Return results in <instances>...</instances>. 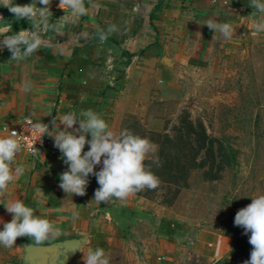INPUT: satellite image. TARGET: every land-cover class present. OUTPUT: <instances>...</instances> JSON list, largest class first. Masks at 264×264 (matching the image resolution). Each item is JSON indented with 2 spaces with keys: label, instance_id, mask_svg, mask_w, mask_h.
Segmentation results:
<instances>
[{
  "label": "crops",
  "instance_id": "1",
  "mask_svg": "<svg viewBox=\"0 0 264 264\" xmlns=\"http://www.w3.org/2000/svg\"><path fill=\"white\" fill-rule=\"evenodd\" d=\"M16 2L25 4L29 0ZM84 3L86 15L65 21L61 18L63 10L53 0L52 20L59 32H46L38 53L17 62L9 59L11 54L6 48L0 52V125L22 116L46 122L52 115L58 117L69 110L92 109L106 119L113 131L126 129V119L146 113L144 106L137 103L136 87L138 83L144 86L150 75L145 66L158 61V53L161 60L165 59L168 45L164 38H169L165 30L171 28L173 33L175 28H208L210 21L222 23V15L233 28L264 24V13L246 12L238 0ZM0 18V33L9 28L12 32L31 28L25 20L16 21L6 7H0ZM77 48L79 51L73 53ZM164 76L167 78L168 72ZM25 82H31L29 92L23 90ZM60 157L58 149L56 155L42 151L38 156L20 155L11 165L13 170L22 167L24 172L17 175L13 171L14 179L0 193V202L23 199L50 218L57 234L39 243L21 238L13 247L0 246V264H20L23 241L50 244L83 239L80 253L73 255L68 264H83L89 247H102L110 264H126L141 254V249L146 250L150 235L154 230L159 233L162 219L168 218L159 199L143 190L130 194L125 201L112 199L97 204L92 198L98 185L92 177L87 195L74 196L71 201L58 187L59 173L66 167ZM73 211L78 213L75 218ZM0 216L10 219L2 205Z\"/></svg>",
  "mask_w": 264,
  "mask_h": 264
},
{
  "label": "rangeland",
  "instance_id": "2",
  "mask_svg": "<svg viewBox=\"0 0 264 264\" xmlns=\"http://www.w3.org/2000/svg\"><path fill=\"white\" fill-rule=\"evenodd\" d=\"M170 30L165 59L158 53L145 66L144 86L136 87L146 113L126 119V129L151 140L149 157L162 146L170 158L209 161L189 165L176 185L148 193L168 215L161 224L175 222L174 231L154 230L147 249L126 264H242L252 246L233 219L251 197L264 194V30L234 28L230 39L209 28ZM186 122L214 139L210 152L187 143Z\"/></svg>",
  "mask_w": 264,
  "mask_h": 264
},
{
  "label": "clouds",
  "instance_id": "3",
  "mask_svg": "<svg viewBox=\"0 0 264 264\" xmlns=\"http://www.w3.org/2000/svg\"><path fill=\"white\" fill-rule=\"evenodd\" d=\"M52 3L53 0H29L25 4L16 0H0V7H6L16 21L25 20L31 25L30 29L12 32L9 28L7 32L0 33V52L6 48L11 54L9 59L17 62L38 53L44 43V34L49 30L59 32L58 25L52 20ZM248 5L254 13H264V0H248ZM56 6L63 10L61 18L65 21H75L87 14L84 0H56ZM66 12L70 14L66 15ZM206 25L225 39H230L234 32L228 22L210 21ZM261 30H264V24L258 23L256 31ZM31 87V82H25L23 90L29 92ZM29 125L37 134L36 141L42 143L43 137L47 136L60 152L66 167L59 173L58 187L71 201L74 196L87 195L92 177L98 185L92 198L97 204L112 199L125 201L130 194L159 186L160 179L152 170L153 165L159 166V160L146 163L155 152L151 140L128 129L113 131L106 119L92 109L69 110L58 117L52 116L49 123L29 121ZM85 145H88L86 150ZM21 150L16 131L0 136V193H4L9 182L13 181V171L17 175L24 172L22 167L14 170L11 167ZM0 205L10 216L8 220L0 216V246L13 247L21 238L39 243L57 234L50 218L23 199L17 198L7 204L0 202ZM77 215L76 211L72 212L73 218ZM233 224L243 229L252 246L249 258L242 264H264V194L251 197L249 204L239 208ZM78 252L79 246L65 253L61 264H68L69 258ZM83 264H110V258L102 247H89Z\"/></svg>",
  "mask_w": 264,
  "mask_h": 264
},
{
  "label": "trees",
  "instance_id": "4",
  "mask_svg": "<svg viewBox=\"0 0 264 264\" xmlns=\"http://www.w3.org/2000/svg\"><path fill=\"white\" fill-rule=\"evenodd\" d=\"M240 5L245 7L246 12H254L252 8L248 5V0H238ZM79 49H75L73 53H77ZM75 55V54H74ZM186 134L191 138V143L193 149H196V152L204 151V154H207L211 151L213 147L214 139L209 137L202 125H194L192 122H186ZM194 145V146H193ZM153 159L159 160V166L153 165L152 170L160 179L159 186L156 189H145V194L148 195L149 192L153 193L160 189H168L170 184H177L184 178V170L189 166H202L207 159L201 158L198 162L190 158H170L164 154L162 146L158 149V154L154 158H149L146 160V163H151ZM212 161H210L211 164ZM216 174H213L211 177H216ZM164 223L160 226V231L166 235H171L174 231L175 222L170 220H164Z\"/></svg>",
  "mask_w": 264,
  "mask_h": 264
},
{
  "label": "built area",
  "instance_id": "5",
  "mask_svg": "<svg viewBox=\"0 0 264 264\" xmlns=\"http://www.w3.org/2000/svg\"><path fill=\"white\" fill-rule=\"evenodd\" d=\"M52 116H55V115H52ZM52 116L50 117L48 121L44 123H49ZM29 121H32L33 123L39 122L34 117L22 116V117H19L13 120V122L9 124H1L0 125V136L10 135L13 131L17 132L19 141L22 145V150L18 156L20 155L38 156L42 151H47L51 155H56L57 149L53 146V141L51 138L45 136L43 137L42 143L39 140L36 141L37 134L34 132L32 127L29 125Z\"/></svg>",
  "mask_w": 264,
  "mask_h": 264
},
{
  "label": "water",
  "instance_id": "6",
  "mask_svg": "<svg viewBox=\"0 0 264 264\" xmlns=\"http://www.w3.org/2000/svg\"><path fill=\"white\" fill-rule=\"evenodd\" d=\"M83 241L80 238L65 239L50 244H34L23 241L20 264H61L64 254L80 246ZM71 258L72 256L68 262Z\"/></svg>",
  "mask_w": 264,
  "mask_h": 264
}]
</instances>
